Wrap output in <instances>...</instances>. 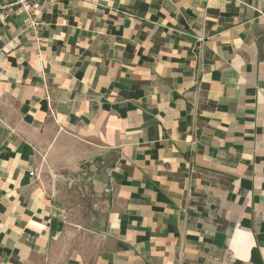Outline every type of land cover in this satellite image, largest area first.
Returning <instances> with one entry per match:
<instances>
[{
	"label": "crops",
	"instance_id": "crops-1",
	"mask_svg": "<svg viewBox=\"0 0 264 264\" xmlns=\"http://www.w3.org/2000/svg\"><path fill=\"white\" fill-rule=\"evenodd\" d=\"M1 14L0 264H264V0ZM96 165L105 226L81 246L39 171Z\"/></svg>",
	"mask_w": 264,
	"mask_h": 264
},
{
	"label": "rangeland",
	"instance_id": "rangeland-1",
	"mask_svg": "<svg viewBox=\"0 0 264 264\" xmlns=\"http://www.w3.org/2000/svg\"><path fill=\"white\" fill-rule=\"evenodd\" d=\"M45 169L39 173L56 200L63 204L69 217L66 225L73 232L74 239L81 246L98 242L105 226L106 196L104 190H97L92 182L102 178V168L96 165L93 171L77 175H61L55 170Z\"/></svg>",
	"mask_w": 264,
	"mask_h": 264
},
{
	"label": "built area",
	"instance_id": "built-area-1",
	"mask_svg": "<svg viewBox=\"0 0 264 264\" xmlns=\"http://www.w3.org/2000/svg\"><path fill=\"white\" fill-rule=\"evenodd\" d=\"M37 2L38 0H6L3 4L0 3V13H2V17H7L10 8L19 6L25 13L27 26L33 30L38 29L41 22L34 14ZM261 16L264 17V14ZM188 171L189 175L193 173V165L189 166ZM30 174L35 176V171L30 172Z\"/></svg>",
	"mask_w": 264,
	"mask_h": 264
}]
</instances>
